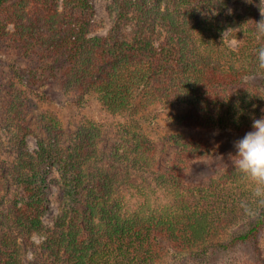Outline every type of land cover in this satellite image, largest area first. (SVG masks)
I'll return each mask as SVG.
<instances>
[{
	"label": "trees",
	"instance_id": "trees-1",
	"mask_svg": "<svg viewBox=\"0 0 264 264\" xmlns=\"http://www.w3.org/2000/svg\"><path fill=\"white\" fill-rule=\"evenodd\" d=\"M113 1L108 35L91 37L94 0H0V130L9 129L12 153L0 155V264H162L168 256L171 264H215L239 250L244 262L224 264H264V204L230 159L253 119L264 116L256 55L264 47L256 31L263 0ZM230 2L240 11L231 12ZM228 30L240 39L235 49ZM4 48L14 55L12 74L3 69ZM51 77L95 94L109 117L124 118L117 128L125 159L153 174L155 187L128 185L132 203L116 173L90 169L99 153L94 122L70 149L62 121L45 111L38 149L28 150L29 101L17 84L28 89ZM153 104L185 111L174 118L181 133L171 135L176 152L165 169L134 117ZM54 167L62 203L49 227L43 218ZM159 191L165 202L152 197ZM36 233L44 236L40 245L31 241Z\"/></svg>",
	"mask_w": 264,
	"mask_h": 264
},
{
	"label": "rangeland",
	"instance_id": "rangeland-1",
	"mask_svg": "<svg viewBox=\"0 0 264 264\" xmlns=\"http://www.w3.org/2000/svg\"><path fill=\"white\" fill-rule=\"evenodd\" d=\"M95 17L94 28L89 34L91 37H104L107 36L116 15V8L113 0H94ZM229 9L231 12L240 11V7L234 3H229ZM262 12H264V0L262 1ZM264 19V17H262ZM12 29V26H10ZM229 30L225 32L227 43L230 47L236 48L240 43V39L228 35ZM6 49V50H5ZM1 57L4 60L3 69L6 73L12 74L10 70V64L14 59V55L11 54L8 48H4L1 51ZM17 87L21 89L23 98H26L27 110L26 119L28 124L33 129L32 133L27 136V148L30 152H34L38 149V137H43V116L45 111H51L55 113L64 127V141H62L64 147L73 148L79 134L83 130L90 128L87 122H94L96 124L94 133L96 134V141L98 142L99 153L90 169L97 167L110 170L112 176L117 174L114 179L119 183V190L127 198H130L131 202H134L135 191L127 189L128 185L135 183H142L146 186L153 182V174L139 172L132 166L134 165L131 160L125 159L124 150L127 146L123 147V136L118 132V124L124 123V118H112L103 111L98 103L97 96L95 94L80 95L77 92L69 91L63 88L60 81L49 78L43 82V85L37 87L30 85L28 89H24V86L17 84ZM185 113L182 108L169 109L164 105L153 104L144 112L136 114L135 120L140 124L142 129L147 135L153 139L156 148V163L160 168L165 169L168 167L171 159L176 152V146L172 141V136L181 131L179 125L175 124V117L183 116ZM8 128H1L0 135L3 145L0 148V155L2 158L9 159L12 157L10 150V133ZM183 132V131H182ZM181 133V132H180ZM220 149L223 151L228 150L227 146H222ZM202 164H204L202 162ZM204 167L199 165L197 172ZM208 170L201 173L206 174ZM203 174H199V177L203 178ZM132 183V184H131ZM62 188L63 181L61 174L57 167H54L52 172L48 176V197L49 208L43 221L49 227H52L55 219L60 213V206L62 203ZM132 191L134 194L132 195ZM149 193L153 194L152 190ZM157 200L166 201L164 194L159 191L152 195ZM7 199V198H6ZM259 203V202H258ZM260 204V203H259ZM43 234H35L32 236L31 241L35 245H40L43 241ZM262 245L264 247V236L262 238ZM34 247H29L27 253V259H33ZM247 254L243 251H236L228 256L215 258V264H224L230 262H244ZM172 259L168 256L162 264H171ZM193 264V263H191ZM197 264V263H196Z\"/></svg>",
	"mask_w": 264,
	"mask_h": 264
},
{
	"label": "clouds",
	"instance_id": "clouds-1",
	"mask_svg": "<svg viewBox=\"0 0 264 264\" xmlns=\"http://www.w3.org/2000/svg\"><path fill=\"white\" fill-rule=\"evenodd\" d=\"M262 17L264 12L261 11ZM258 35H264V19L256 22ZM257 67L264 70V47L257 49ZM235 154L230 157L234 171L249 181L252 185V196L264 204V116L253 119L252 130L234 144ZM245 211L251 215L256 210L245 206Z\"/></svg>",
	"mask_w": 264,
	"mask_h": 264
}]
</instances>
